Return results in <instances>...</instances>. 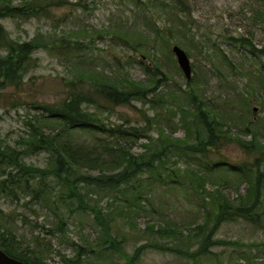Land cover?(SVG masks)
Here are the masks:
<instances>
[{
  "label": "trees",
  "instance_id": "obj_1",
  "mask_svg": "<svg viewBox=\"0 0 264 264\" xmlns=\"http://www.w3.org/2000/svg\"><path fill=\"white\" fill-rule=\"evenodd\" d=\"M177 1L183 3L182 0ZM64 4V0H34L14 5L13 0H0V51L4 52L0 55V85L6 89H19L35 66V53L40 50L61 52L66 48L62 47L65 39L59 45L55 41L39 39L17 42L10 37L1 20H28L50 13L51 8H61ZM155 7L165 16L176 19L172 20L174 27L179 26L177 22L187 26L179 18L183 8L170 7L165 2L154 4ZM257 13L258 18H262L264 13ZM156 33L157 36L160 34ZM144 40L147 38L138 35L135 41ZM233 40L237 46L241 44L247 56L253 59L264 54L247 39ZM75 44L77 51L81 52L82 43L76 41ZM221 61L228 66L233 64L223 54ZM76 65L81 71L79 79L71 83L69 94L56 103H40L35 107L40 115L28 121L30 131L21 144L23 148L0 144V173L4 177L0 179V248L8 255L26 264H49L48 251L41 249L38 240L23 247L13 226L1 217V200L18 195L29 196L33 202L48 208L59 221L57 230L60 232L67 225V218L92 215L102 229L104 245L111 246L103 248L101 240V254L120 251L119 243L112 234L114 223L123 221L130 227H136L132 213L140 215L139 211L145 212L150 207L155 211L162 209L160 222L146 225L143 233L149 237L145 244L139 246L132 256L121 253L124 264H134L147 250L170 252L193 261L211 259L216 256L213 252L215 247L241 246L240 243L216 238L224 223L243 218L264 229V148L260 141L264 126L255 122L245 125L244 120L237 123L234 114L220 112L210 106L201 93V82H198L197 76L187 80L186 89L167 86V91H159L161 81L154 80L153 85L147 86L99 69L87 68L83 71L81 59ZM84 78L90 80L94 94H85L81 90ZM99 100L105 104L101 105ZM134 102L166 109L179 119L175 126H182L186 137L177 138L174 132L167 134L163 122L155 123L157 138L150 137L152 123L149 118V123L146 121L145 127L139 128L131 126L129 121L125 122L129 127L113 124L104 117L107 107H133ZM91 107L94 109L91 110ZM171 122L168 119L167 124ZM224 124L229 129L239 127L242 133L250 134L248 145L251 148H247L248 152L255 150L260 153L255 163L245 161L237 164L225 160L221 151L231 137L224 131ZM142 140L148 142L141 144L144 152L137 154L134 150ZM41 152L49 155L46 167L24 161L25 155ZM184 159L186 163L188 160L194 163H187L183 169L180 162ZM230 173L236 175L240 185H248L246 193L234 200L223 192ZM54 182L59 183L57 187H53ZM210 182L218 185L217 188L207 189L206 185ZM180 189L184 191L189 205H194V194L201 201L195 211V219L200 217V221L194 220L193 227L184 228L165 213L170 199L182 204L177 191ZM156 197L161 205L157 208ZM104 201L107 202L105 205ZM170 239L172 242L169 243ZM72 245L76 250L74 256L61 255V264H76L88 254L95 253L90 246L75 242Z\"/></svg>",
  "mask_w": 264,
  "mask_h": 264
},
{
  "label": "rangeland",
  "instance_id": "obj_2",
  "mask_svg": "<svg viewBox=\"0 0 264 264\" xmlns=\"http://www.w3.org/2000/svg\"><path fill=\"white\" fill-rule=\"evenodd\" d=\"M29 1L34 0H13V3L22 5ZM182 1L183 3L177 0H64L65 4L61 8L53 7L50 13L39 17L1 20L10 37L17 42L39 39L45 42L55 41L59 45L65 39L66 43L62 47L66 48L61 52L40 50L35 53V66L30 69L19 89H6L0 85V144L23 148L21 144L30 131L28 121L40 115L35 107L40 103L63 100L72 88L71 83L79 79L81 70L76 65L78 59L83 61V71L87 68L99 69L147 86L153 85L154 80L161 81L159 91H167V86L186 89L188 81L172 50L175 45L190 55L192 78L197 76L198 82H201V93L210 106L220 112L234 114L237 123L244 120L245 125L255 122L264 126V54L253 59L247 56L241 44L237 46L233 40L247 39L264 52V14L262 18H258L257 13H264V0ZM161 2L170 7L183 8L184 12L179 18L187 26L175 21L179 26L174 27V17L172 19L169 15L165 16L160 9L154 8V4L159 5ZM156 32L160 34L157 36ZM138 35L147 40L138 42V38L135 41ZM76 41L83 45L81 52L77 51ZM3 53L0 51V55H4ZM222 54L229 57L233 64L225 65L221 61ZM89 83L90 80L84 78L81 90L85 94H94L95 90ZM99 101L101 105L105 104L104 101ZM133 105L116 109L107 107L104 117L113 124L129 127L125 124L129 121L131 126L139 128L145 127L149 118L152 123L150 137L157 138L156 122H163L167 134L174 132L177 138L186 137L185 129L180 125L175 126L179 119L166 109L152 108L141 102H134ZM168 119L172 120L171 124H167ZM226 125H223L224 131L228 132L231 139L221 151L225 160L237 164L245 161L255 163L260 153L255 150L248 152L247 148H251L248 145L251 141L250 134L242 133L239 127L232 126L229 129ZM262 138L261 147L264 148V132ZM147 142L140 141L134 152H144L141 144ZM48 159L47 152L24 156L27 164L41 168L48 165ZM188 161V164L194 163ZM187 163L184 159L180 166L184 169ZM228 176L224 194L231 200L244 195L248 185H240L235 174L230 173ZM0 179H4L1 173ZM58 184L54 182L53 187ZM217 186L210 182L206 188L214 190ZM177 191L182 204L170 199L165 213L182 227H193L194 220L200 221V217L195 219V211L201 201L194 194V205H189L184 191ZM157 200L158 197L155 208L161 206ZM106 203L103 202L104 205ZM1 210V217L5 218L8 225L13 226L23 247L38 240L41 249L48 251L49 264H61V255L73 257L76 251L73 242L90 246L95 251L76 264H124L122 254L132 256L139 246L145 244L149 237L143 233L147 223L160 222V212L163 211H155L150 207L145 212L139 211L140 215L132 213L136 227H130L123 221L114 223L112 234L119 243L120 251L111 250L101 254V240L103 248L111 246L104 245L102 229L90 214L67 218V225L60 232L57 230L59 221L53 213L33 202L29 196L4 198L1 200ZM216 238L240 243L241 246L215 247L213 252L216 256L199 261L181 258L170 252L147 250L134 264H264V229L241 218L224 223Z\"/></svg>",
  "mask_w": 264,
  "mask_h": 264
},
{
  "label": "water",
  "instance_id": "obj_3",
  "mask_svg": "<svg viewBox=\"0 0 264 264\" xmlns=\"http://www.w3.org/2000/svg\"><path fill=\"white\" fill-rule=\"evenodd\" d=\"M172 50L177 59L180 69L182 70L186 79L189 81L192 78V65L188 54L178 45H175ZM0 264H26V263L8 255L2 248H0Z\"/></svg>",
  "mask_w": 264,
  "mask_h": 264
}]
</instances>
